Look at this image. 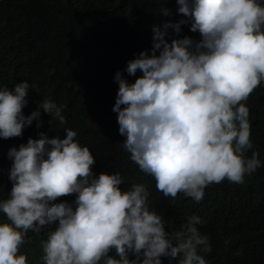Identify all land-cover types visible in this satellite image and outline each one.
Returning a JSON list of instances; mask_svg holds the SVG:
<instances>
[{"label":"clouds","instance_id":"1","mask_svg":"<svg viewBox=\"0 0 264 264\" xmlns=\"http://www.w3.org/2000/svg\"><path fill=\"white\" fill-rule=\"evenodd\" d=\"M176 12L183 18L153 24L151 50L115 73L113 111L125 137L121 147L157 190L199 203L212 184L243 185L264 167L246 106L264 83V0H177ZM172 14L165 7L160 15ZM182 26L199 39L180 38ZM124 72L141 75L130 83ZM30 87L27 81L0 87V139L22 137L34 121L41 128L42 111L58 128L67 123L62 107L48 99L25 115ZM63 130L64 138L40 132L7 153L12 186L0 199V264H29L21 252L29 232L45 235L42 264H164L165 258L208 264L202 253L212 245L199 230L200 216L169 231L164 216L150 209L144 183L123 190L119 172L97 175L89 147L75 130ZM61 197L74 199L57 203Z\"/></svg>","mask_w":264,"mask_h":264},{"label":"trees","instance_id":"2","mask_svg":"<svg viewBox=\"0 0 264 264\" xmlns=\"http://www.w3.org/2000/svg\"><path fill=\"white\" fill-rule=\"evenodd\" d=\"M165 7L172 10L171 16L160 15ZM176 9L177 0H0V87L11 89L27 81L34 87L29 89L25 115L48 99L62 107L67 120L64 125L57 121L58 128L42 111L41 128L34 121L22 137L0 139V199L7 198L12 186L10 148L38 139L40 132L64 138L63 129L71 128L94 155L97 175L119 172L123 190L134 183L148 187L149 207L164 216L169 231L179 230L189 216H200L204 223L199 230L212 245L210 253H202L208 264H264V167L246 177L243 185L227 180L212 184L197 203L182 194L165 198L155 180L142 173L121 147L125 137L119 134L118 114L113 111L119 87L115 73L123 72L139 53L151 50L153 24L183 18ZM184 36L199 39L188 26H182L180 38ZM140 75L124 72L130 83ZM246 106L253 150L264 163V83L250 94ZM253 150L245 154L247 158ZM73 199L61 197L57 203ZM4 220L0 214V222ZM28 238L21 252H27L29 264H42L44 233L29 232Z\"/></svg>","mask_w":264,"mask_h":264}]
</instances>
